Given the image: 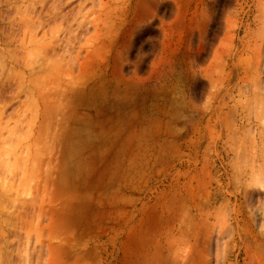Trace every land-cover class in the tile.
Here are the masks:
<instances>
[{"label":"rangeland","instance_id":"1","mask_svg":"<svg viewBox=\"0 0 264 264\" xmlns=\"http://www.w3.org/2000/svg\"><path fill=\"white\" fill-rule=\"evenodd\" d=\"M3 3L0 264H264V0Z\"/></svg>","mask_w":264,"mask_h":264},{"label":"bare ground","instance_id":"2","mask_svg":"<svg viewBox=\"0 0 264 264\" xmlns=\"http://www.w3.org/2000/svg\"><path fill=\"white\" fill-rule=\"evenodd\" d=\"M3 1L4 0H2V3H3ZM15 1H18V0H15ZM0 2H1V0H0ZM4 3H6V2H4ZM3 3V4H4ZM8 3H10V1L8 2ZM2 5V4H1ZM10 9V8H9ZM35 26V25H34ZM30 27H33V25L32 26H30ZM37 28V27H36ZM40 44V43H39ZM39 56V55H38ZM20 64H22V63H20ZM31 64V63H30ZM31 66V65H30ZM33 70V69H32ZM20 76V75H19ZM31 95H32V93H31ZM192 180V179H191ZM191 188H192V186H191ZM192 189H194V188H192ZM65 191V190H64ZM67 191H68V189H67ZM70 207V206H69ZM94 220V219H93ZM181 227V226H180ZM68 230V229H67ZM67 232H70V231H67ZM67 232H66V234H67ZM65 235V234H64ZM71 235V234H70ZM73 235V234H72ZM66 236V235H65ZM68 236V235H67ZM70 237H72V236H70ZM69 237V238H70ZM72 239V238H71ZM68 240H70V239H68ZM71 241V240H70Z\"/></svg>","mask_w":264,"mask_h":264}]
</instances>
